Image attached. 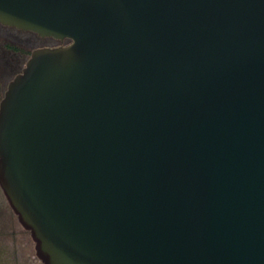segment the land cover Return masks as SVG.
Returning a JSON list of instances; mask_svg holds the SVG:
<instances>
[{"label": "water", "instance_id": "water-1", "mask_svg": "<svg viewBox=\"0 0 264 264\" xmlns=\"http://www.w3.org/2000/svg\"><path fill=\"white\" fill-rule=\"evenodd\" d=\"M32 50L0 186L43 264H264V0H0Z\"/></svg>", "mask_w": 264, "mask_h": 264}, {"label": "flooded vegetation", "instance_id": "flooded-vegetation-1", "mask_svg": "<svg viewBox=\"0 0 264 264\" xmlns=\"http://www.w3.org/2000/svg\"><path fill=\"white\" fill-rule=\"evenodd\" d=\"M70 37L41 34L30 28L0 21V99L9 80L26 64L33 49L66 44Z\"/></svg>", "mask_w": 264, "mask_h": 264}, {"label": "rangeland", "instance_id": "rangeland-1", "mask_svg": "<svg viewBox=\"0 0 264 264\" xmlns=\"http://www.w3.org/2000/svg\"><path fill=\"white\" fill-rule=\"evenodd\" d=\"M34 243L0 186V264H43Z\"/></svg>", "mask_w": 264, "mask_h": 264}]
</instances>
